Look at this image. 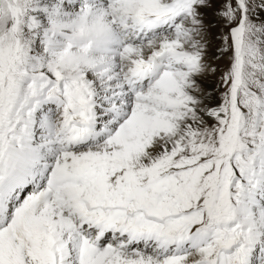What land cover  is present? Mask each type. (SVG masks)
<instances>
[{
  "label": "snow or ice",
  "instance_id": "obj_1",
  "mask_svg": "<svg viewBox=\"0 0 264 264\" xmlns=\"http://www.w3.org/2000/svg\"><path fill=\"white\" fill-rule=\"evenodd\" d=\"M0 264H264V0H0Z\"/></svg>",
  "mask_w": 264,
  "mask_h": 264
},
{
  "label": "rangeland",
  "instance_id": "obj_2",
  "mask_svg": "<svg viewBox=\"0 0 264 264\" xmlns=\"http://www.w3.org/2000/svg\"><path fill=\"white\" fill-rule=\"evenodd\" d=\"M219 99V97H217Z\"/></svg>",
  "mask_w": 264,
  "mask_h": 264
}]
</instances>
